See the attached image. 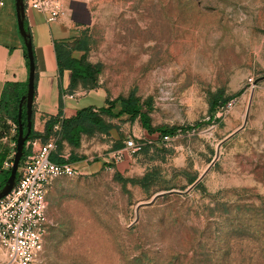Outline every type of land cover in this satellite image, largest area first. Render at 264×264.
<instances>
[{"label":"rangeland","instance_id":"rangeland-1","mask_svg":"<svg viewBox=\"0 0 264 264\" xmlns=\"http://www.w3.org/2000/svg\"><path fill=\"white\" fill-rule=\"evenodd\" d=\"M79 1L99 103L149 98L151 125L177 130L149 134L122 115L108 134L61 141L57 154L97 164L47 185L38 264H264V79L253 84L264 74V0ZM8 128L0 120V136ZM116 172L147 174V190Z\"/></svg>","mask_w":264,"mask_h":264},{"label":"crops","instance_id":"crops-1","mask_svg":"<svg viewBox=\"0 0 264 264\" xmlns=\"http://www.w3.org/2000/svg\"><path fill=\"white\" fill-rule=\"evenodd\" d=\"M24 22L30 33L35 64L31 129L42 133L46 121L51 117L62 119L71 116L79 108L103 105L104 102L99 103L103 95L98 85L91 89L81 84L70 88L71 71L61 65L56 52V48H59L70 50V54L74 57L80 56L82 51L73 48L75 46L73 42L74 39L83 42L82 31L91 22L88 7L82 1L75 0L66 7L59 8L55 14L26 8ZM27 74L23 40L16 24L14 0H0V95L5 83L16 85L17 90H20L23 85L26 87ZM86 96L94 98L93 100L98 104L80 105V101ZM9 151V147L0 142V155L4 156L0 164V181L5 171L4 162L9 157ZM57 156L77 170L89 169L97 164L96 161L86 163L85 158L67 155V153H59ZM0 251L3 253L0 264H6L7 256L1 249Z\"/></svg>","mask_w":264,"mask_h":264},{"label":"built area","instance_id":"built-area-1","mask_svg":"<svg viewBox=\"0 0 264 264\" xmlns=\"http://www.w3.org/2000/svg\"><path fill=\"white\" fill-rule=\"evenodd\" d=\"M24 8H34L55 14L58 7L48 4L46 0H23ZM9 124L8 132L0 136V142L6 144L14 154L17 126L5 117ZM58 119L52 125L48 139L28 138L23 145L16 179L12 189L0 198V249L7 256L6 264H38L42 248L45 215V192L50 181L56 177L73 176L78 173L70 163H57L50 159L56 151L59 130ZM126 146L135 149L131 141ZM124 148L117 152L122 155ZM13 157V155H12ZM5 161L4 167L11 165Z\"/></svg>","mask_w":264,"mask_h":264},{"label":"trees","instance_id":"trees-1","mask_svg":"<svg viewBox=\"0 0 264 264\" xmlns=\"http://www.w3.org/2000/svg\"><path fill=\"white\" fill-rule=\"evenodd\" d=\"M25 27L27 28L25 22ZM73 48H77L82 51L79 57H74L70 54V50H61L56 48L57 58L60 59L61 65L65 66L71 71L70 76V88L77 84H81L83 87L91 89L98 85V74L101 71V64L91 63L86 60L85 57V44L79 42L78 39H74ZM23 53L25 56V48L23 45ZM27 65V60H26ZM25 85L20 90H17L16 85L12 83H5L0 95V120L4 117L12 119L17 125V106L20 96L25 92ZM220 98L219 94L214 95V99L210 103V113L213 115L215 99ZM227 99H224L225 102ZM215 102V103H214ZM150 99L141 100L133 95V93L127 96H117L112 99L105 98L104 104L98 107L85 106L77 109L71 116L62 118L59 121V130L55 132L57 135L56 150L61 147V141H65L72 146H78L79 139L82 134L92 135L95 132H101L108 134L114 127L108 119L119 118L125 115L128 119H137L140 126L149 134H156L158 136H173L177 130V127H165L155 126L150 123L149 112L151 111ZM104 116L108 117L107 119ZM22 122L25 121V113L22 111ZM58 121L57 117H51L46 121L44 130L42 133L34 132L32 129L28 135V138L39 137L45 140L50 133H52V125ZM187 127H184V129ZM122 147L120 141L116 142L113 146L114 149ZM57 152L51 153L50 159L54 162L61 163L65 160L57 156ZM3 155H0V164L3 159ZM9 169L4 171V177L0 182V187L4 184ZM114 178L124 185L128 182L131 184H138L144 190L148 187V175L145 174L140 178H125L120 173L116 172ZM192 182V180H191Z\"/></svg>","mask_w":264,"mask_h":264},{"label":"water","instance_id":"water-1","mask_svg":"<svg viewBox=\"0 0 264 264\" xmlns=\"http://www.w3.org/2000/svg\"><path fill=\"white\" fill-rule=\"evenodd\" d=\"M15 16L18 33L20 34L23 45L25 48V56L27 60V81L26 89L23 95H21L17 106V133L15 138V149L12 157V163L10 165L9 174L0 187V198L6 195L13 187L16 179V172L19 160L23 153V145L31 130L32 124V100L34 92V56L32 51V44L30 39V33L24 25L25 20V8L23 0H14ZM264 74L256 77L253 84L263 80ZM22 111L25 113V121L22 122Z\"/></svg>","mask_w":264,"mask_h":264}]
</instances>
